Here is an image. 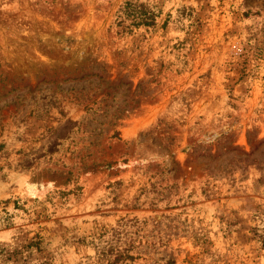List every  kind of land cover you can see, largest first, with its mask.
Returning a JSON list of instances; mask_svg holds the SVG:
<instances>
[{
    "label": "rangeland",
    "instance_id": "rangeland-1",
    "mask_svg": "<svg viewBox=\"0 0 264 264\" xmlns=\"http://www.w3.org/2000/svg\"><path fill=\"white\" fill-rule=\"evenodd\" d=\"M117 251L264 264V0H0V264Z\"/></svg>",
    "mask_w": 264,
    "mask_h": 264
},
{
    "label": "trees",
    "instance_id": "trees-1",
    "mask_svg": "<svg viewBox=\"0 0 264 264\" xmlns=\"http://www.w3.org/2000/svg\"><path fill=\"white\" fill-rule=\"evenodd\" d=\"M132 5L131 4H126V7H125V12L131 7ZM128 15V14H127ZM85 109H89L88 106L85 107ZM117 135V133H116ZM116 256L114 257L113 261L112 262H108L107 264H122L123 260L126 258V259H132V257L130 256H126L124 254H122V252L120 251H117Z\"/></svg>",
    "mask_w": 264,
    "mask_h": 264
}]
</instances>
